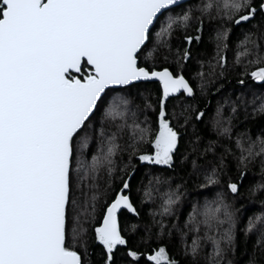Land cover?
<instances>
[{
  "label": "snow or ice",
  "instance_id": "obj_1",
  "mask_svg": "<svg viewBox=\"0 0 264 264\" xmlns=\"http://www.w3.org/2000/svg\"><path fill=\"white\" fill-rule=\"evenodd\" d=\"M186 3L0 0V264H91L90 243L102 264H233L228 254L237 242L234 203L243 195L248 166L258 160L264 170V128L256 139L236 133L237 155L233 129L241 110L248 119V102L238 97L230 115L220 104L209 114L207 106H197L196 87L204 92L210 77L224 75L230 33L243 28L234 64L244 65L241 75L250 82L237 83L242 96L252 97L251 115L264 118V0H200L187 8ZM205 19L216 21L215 64L209 62V73H196L194 86L184 70ZM194 24L196 36L188 34ZM181 32L183 42L173 49L172 38ZM142 81L158 82L155 102L141 92ZM200 125L217 137L203 152L207 137L200 135ZM222 138L229 145L217 155ZM93 140L88 160L85 149ZM123 152L127 162L121 157L118 167L116 157ZM228 156L237 161L235 176L229 175ZM178 160H191L203 177L201 187L218 188L203 212L193 205L186 227L199 232L203 224L205 235L189 245L181 233L183 259L168 252L163 241L172 232L155 214L151 224L121 223L122 210L140 215L131 197L135 162L175 171ZM170 179L155 176L149 185ZM181 187L169 185L160 215L172 213ZM144 194L151 198L148 188ZM248 196L264 205V182L250 186ZM141 227L139 246H133ZM243 231L245 237L256 234L264 253V211L248 218ZM202 239L211 242V251H204ZM247 264L260 260L252 254Z\"/></svg>",
  "mask_w": 264,
  "mask_h": 264
},
{
  "label": "trees",
  "instance_id": "obj_2",
  "mask_svg": "<svg viewBox=\"0 0 264 264\" xmlns=\"http://www.w3.org/2000/svg\"><path fill=\"white\" fill-rule=\"evenodd\" d=\"M200 0H191L185 4V7H195ZM196 25L194 24L192 28L188 30V34L196 36L195 32ZM215 28L216 21H210L208 19L204 20V29L199 35L201 39L199 42L194 40L193 44L190 46L192 49V58L187 62L184 74L186 79H189L194 86L198 85L199 80L196 77V73L204 71L209 73L212 69L210 68L209 62L213 65L215 60L213 59L216 56V40H215ZM245 31L243 28H235L229 36V48L226 50L224 55H226L228 64L226 71L223 76L215 75L210 77V83L207 85V89L204 92H201L199 87H196V103L198 107L207 106L209 114H213L216 110L218 104L224 106L225 115L231 114V108L233 104H239L240 97L241 100L248 102V119H244V112L241 110L240 117L237 122H235V127L233 129V141L231 146L233 151L239 155V149L235 147V134L240 132H248L253 139L260 134V130L264 128V118L260 116L253 117L252 112V97L241 94V85L237 83L238 80L244 79L246 83L250 82V77L243 76L241 73L244 70V65L234 64V58L237 51V44L240 40L243 39L242 32ZM185 33L181 32L178 35L172 38L173 49L183 42V36ZM264 44V42H261ZM201 61H203V69H201ZM175 67V65H172ZM251 67V66H249ZM219 69H216V73H219ZM140 84V90L144 96H150L152 101L158 98L159 87L158 83L155 82H143ZM260 92V89H257ZM136 89H133L135 94ZM264 94V93H262ZM142 98H136L135 103L140 104ZM171 103L169 104V110L172 109V103L175 101L170 98ZM259 101H257L258 103ZM106 107V106H105ZM179 111V109H177ZM149 117L151 118V110H149ZM99 119V115L97 117ZM140 119L143 120L144 117L140 116ZM202 137L206 136V139H203L202 144L200 145L199 152H203L204 147L207 145L209 140L216 139V133L204 130V126L200 125ZM191 129L189 132L191 133ZM127 139V133H125V140ZM123 143V141H120ZM186 143V141H185ZM95 140H93L88 149H85V157L90 160L91 155L93 154L92 149L94 147ZM229 145L227 139L222 138V144H217L216 148L218 149L217 155L219 152L224 151V147ZM183 151V148H182ZM127 152L119 154L117 159V165L120 166V159L123 158L124 162H127ZM193 158H196L199 153H192ZM211 155V154H209ZM228 160V167L230 169L229 175L235 176L237 174L236 169V159L231 156L226 157ZM198 165L203 163V157H200L197 160ZM136 172L132 180V189L131 197L135 204L137 211L139 212V218L133 217L131 213H127L126 210H123L121 213V223H137L141 225L151 224L153 216L155 214V219L161 221L164 227L172 232L171 237H165L163 243L167 247L168 252L171 255H176L178 258L183 259V245L181 242V233L184 232L186 235L183 239L187 244L191 245L192 239L196 236L204 237L205 228L203 224L199 225L200 231H189L186 225L190 220V214L193 211V205H196L200 212L205 210V205L210 204L213 199H215L216 192L218 188L215 186L201 187L203 177L194 171L192 168L191 160L185 162L183 165L177 161L175 171L172 169H166L161 166L154 165H142L139 162H135ZM155 176L161 177H170L168 184L159 183L157 184L153 181L152 185H149V180ZM228 176L224 177V180H227ZM264 182V170H262L259 161L250 164L245 170V177L243 180V195L234 203V208L237 209V242L236 249L234 253H229L228 258L233 261V264H247L248 258L250 255L255 254L260 260V264H264V253H261L259 247L256 246V234L251 233L248 237L244 235V228L247 225L248 218L259 215L261 211H264V205L261 204V198H249L248 188L252 185ZM119 183V181H117ZM169 185L171 189H175L176 185H182L180 188V200L174 206V209L171 214L160 215L162 212V201L165 198V193L169 191ZM148 188L151 192V198L145 196V189ZM87 192V189H85ZM90 195V192H87ZM79 195V194H78ZM83 198V197H82ZM202 218V217H201ZM259 227V225H258ZM158 226H154V230H157ZM143 235V228L141 227L136 234H134V239L130 241L133 246H139L140 237ZM201 243L204 246V251H211V242L204 239L201 240ZM152 247H157V243H153ZM95 249V250H93ZM89 251L91 253V264H102V256L100 255L98 247L94 243H90ZM141 252L147 253L148 249L143 247L140 248Z\"/></svg>",
  "mask_w": 264,
  "mask_h": 264
},
{
  "label": "water",
  "instance_id": "obj_3",
  "mask_svg": "<svg viewBox=\"0 0 264 264\" xmlns=\"http://www.w3.org/2000/svg\"><path fill=\"white\" fill-rule=\"evenodd\" d=\"M188 1H191V0H187V2H188ZM143 82H144V81H142V82H138V83H143ZM152 82H155V81H152ZM155 83H158V82H155ZM122 211H123V210H122Z\"/></svg>",
  "mask_w": 264,
  "mask_h": 264
}]
</instances>
